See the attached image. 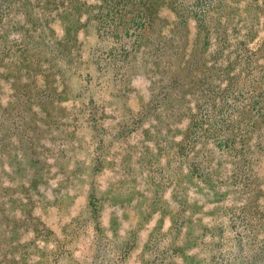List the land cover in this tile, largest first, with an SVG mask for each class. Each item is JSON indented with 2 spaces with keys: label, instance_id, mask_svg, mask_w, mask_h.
Listing matches in <instances>:
<instances>
[{
  "label": "rangeland",
  "instance_id": "rangeland-1",
  "mask_svg": "<svg viewBox=\"0 0 264 264\" xmlns=\"http://www.w3.org/2000/svg\"><path fill=\"white\" fill-rule=\"evenodd\" d=\"M0 264H264V0H0Z\"/></svg>",
  "mask_w": 264,
  "mask_h": 264
}]
</instances>
